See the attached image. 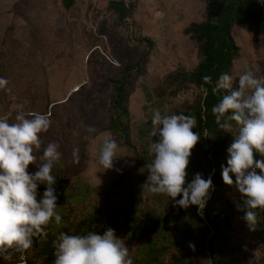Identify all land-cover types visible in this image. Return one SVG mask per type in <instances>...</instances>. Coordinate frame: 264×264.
I'll return each mask as SVG.
<instances>
[{
	"label": "rangeland",
	"instance_id": "1",
	"mask_svg": "<svg viewBox=\"0 0 264 264\" xmlns=\"http://www.w3.org/2000/svg\"><path fill=\"white\" fill-rule=\"evenodd\" d=\"M132 1L135 11L123 22L107 6L99 10V0H76L70 9L63 6L62 0H0V77L9 81L6 89H0V116L10 114V122L14 120L19 104H7V97L23 98L25 102L20 105L26 113L49 114L52 125L41 138L45 145L50 141L61 145L63 156L53 169L58 184L78 186L82 193L91 195L87 188L79 187L81 182L106 189L126 173L118 188L119 202L129 198L130 189L138 193L142 171L137 168L134 152L119 141L113 168L104 169L97 163L102 134L110 133L117 141L116 134L108 128L114 86L111 78H120L125 64L146 58L147 63L136 79L131 116L134 141L143 143L140 128L152 125L153 116L143 112L144 100L148 94L158 93L170 73L181 67L197 66L198 44L185 33V28L204 20L206 14V0ZM233 38L239 53L228 74L234 82L237 80L234 87H238L245 64L257 76H264V37L251 25L237 24ZM199 93L192 85L175 96H168L163 90L159 94L164 97L160 101L167 102L165 110L170 111L195 100ZM146 108L150 111L152 102ZM84 125L98 131L86 133ZM232 125V132L237 133L239 125ZM86 134L90 136L87 141L83 139ZM75 147L79 148V163L73 162ZM191 157L207 165L206 160L195 156L194 149ZM144 195L150 197L146 192ZM230 197L236 206L235 235L245 264H264V213L262 222L250 226L241 209L242 195L233 189ZM84 202L76 203L74 210ZM203 208L200 211L204 216ZM188 256L189 264H203L196 250L189 249Z\"/></svg>",
	"mask_w": 264,
	"mask_h": 264
},
{
	"label": "trees",
	"instance_id": "2",
	"mask_svg": "<svg viewBox=\"0 0 264 264\" xmlns=\"http://www.w3.org/2000/svg\"><path fill=\"white\" fill-rule=\"evenodd\" d=\"M75 1L62 0V3L66 9H70ZM103 6H107V9L113 11L123 22L133 15L136 8L132 0L129 2L99 0L98 9H103ZM237 24L251 25L258 35L264 37V2L206 0L204 20L193 22L185 28V33L198 44L199 63L193 69L181 67L170 73L164 80V86L159 87L158 93L148 94L149 99L144 100L142 107L145 114L153 115L154 111H160L161 115L184 114L196 118L197 123L193 131L200 133L201 138L193 149L195 156L206 160L207 165L190 156L186 183H190L196 173H202L204 179L211 176V197L203 208L204 216L196 205L181 208L166 194H152L148 191L147 165L154 159V154H150L148 149L150 144L158 141L159 137L151 136L152 125L144 124L140 128L144 142L136 143L135 130L131 123L136 79L147 63L146 58L143 57L136 63L125 64L121 69L120 78H111L114 86L108 124L109 130L116 134L117 142L130 148L137 158V168L142 171V176L138 179V193L130 189L129 198L124 202L118 201V188L122 185L126 173L114 179L106 189H96L81 182L79 187L87 188L91 195L95 192L93 198L78 190V186L73 188L60 186L57 174L52 172L56 177L54 187L58 196L57 211L62 217V227L56 226L54 222L49 225L46 234L36 240V251L28 258L27 264H51L54 259L52 242L59 231L81 235L89 231L103 234L108 227L113 228L116 236L123 239L129 247L133 264H189V249L197 251L203 264H245L235 235L236 206L230 197L231 190L235 189L236 193L239 192L235 185L228 186L223 182L221 169L222 164L226 166L227 148L232 142V137L237 133L232 131L228 133L220 129L211 111L226 94V90L223 89L218 94H214L212 89L221 74H228L239 53V46L233 38V29ZM147 40L152 45L151 41ZM204 76H210L211 82L205 84ZM192 85L200 91L198 98L172 107L170 111L165 110L167 102L165 99L160 101L164 98L159 94L162 90L164 93H169L168 96H175ZM6 101L7 104L12 103L14 107L15 104L20 105L25 102L23 98L18 97H7ZM148 102H152L153 106L150 111L146 108ZM221 122L224 120L222 119ZM229 123L235 122L229 121ZM205 132L214 138L204 137ZM256 159L260 157L257 155ZM36 170L35 165L29 166L31 173ZM232 178L235 180L234 175ZM45 187L44 184L38 186L40 196ZM144 191L150 197H146ZM243 199L241 209H243ZM143 200H146L147 204H144ZM80 201L85 202L74 210L75 204ZM254 211L257 216L256 222H262L264 210ZM190 244L194 247H190ZM0 264H9V262L0 259ZM10 264H19V258L14 257Z\"/></svg>",
	"mask_w": 264,
	"mask_h": 264
},
{
	"label": "clouds",
	"instance_id": "3",
	"mask_svg": "<svg viewBox=\"0 0 264 264\" xmlns=\"http://www.w3.org/2000/svg\"><path fill=\"white\" fill-rule=\"evenodd\" d=\"M203 80L205 84L210 83L211 77L204 76ZM236 81L227 73L220 75L212 91L218 94L223 89L226 94L211 111L216 124L225 132L232 131L229 121L239 125L227 148L226 166L221 165L222 179L228 186L235 185L244 198V219L253 226L257 221L254 210H264V76H257L245 64L238 77V87H234ZM8 83L6 78L0 77V89H6ZM228 113L230 115L226 116ZM196 123L192 115H161L160 111H154L151 119L150 135L159 139L148 149L154 154L147 165L148 191L166 194L173 200L181 196L175 200L181 208L196 205L202 209L212 188L211 176L204 179L202 173H196L192 181L186 183L190 156L201 138L200 133L193 131ZM51 125L49 114L26 113L23 105H17L12 122L10 114L0 116V259L9 264L14 257L19 258V264H27L36 251V240L46 234L49 225L54 222L62 227L54 187L56 177L52 172L63 153L60 143L50 141L45 145L41 138ZM83 127L86 133L98 131L91 125ZM102 135L97 163L111 169L119 145L110 133ZM204 137L214 138L207 132ZM83 139L87 141L90 136L86 134ZM257 155L260 159H256ZM72 158L74 163H79L78 147L73 148ZM30 165H35L34 173L29 172ZM41 184L46 185L42 196L38 194ZM52 248L51 264H133L129 247L111 227L103 234L59 231Z\"/></svg>",
	"mask_w": 264,
	"mask_h": 264
}]
</instances>
